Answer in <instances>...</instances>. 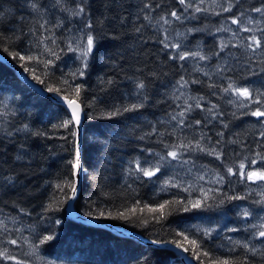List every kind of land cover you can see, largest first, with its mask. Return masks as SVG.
I'll use <instances>...</instances> for the list:
<instances>
[{
    "label": "trees",
    "instance_id": "16d2710c",
    "mask_svg": "<svg viewBox=\"0 0 264 264\" xmlns=\"http://www.w3.org/2000/svg\"><path fill=\"white\" fill-rule=\"evenodd\" d=\"M81 4L83 23L92 25L86 28L95 45L86 67L77 61L79 66L67 67L71 56L68 12ZM193 4L189 0L183 5L179 0H0V53L44 90L59 89V96L75 99L73 89L83 86L77 99L84 112L83 181L74 205L77 213L158 243L180 242L197 264L218 260L264 264V249L257 253L242 246L224 250L219 239L193 228L202 218L232 217L240 205L256 202L238 170L241 163L253 168V159L264 167V160L256 155H264L260 135L264 122L250 114L260 105L247 99L236 102L224 89L229 83L247 85L254 98L264 100V40L262 48L253 52L246 39L253 34L264 36L258 30L264 28V18L248 26L253 32L243 31L240 39L244 41L223 42L218 29L233 18L244 20L254 13L253 8L264 6V0H218L214 9L200 12H194ZM229 4L231 10L223 11ZM173 11L192 17L178 26L189 45H202L198 50L206 60L173 58L177 51L161 43L163 31L154 24L161 17L170 18ZM221 43L226 45L223 50ZM16 53L33 59L20 60ZM230 54L234 64L220 71L221 62ZM73 73H77L75 78ZM184 81L191 99L186 105L193 108L181 129L166 119L184 103L177 95L171 96L169 88L180 87ZM141 82L143 89L138 88ZM197 101L201 108L195 107ZM133 104L143 106L125 111ZM70 118L65 106L40 95L17 71L0 62V251L16 258L0 259V264H48L49 260L60 264H185L170 249L68 216L67 197L72 192L69 188L61 192L57 185L76 184L77 135L73 133L77 129L74 123L61 126ZM196 120L201 123L197 125ZM197 142L200 148L220 152V158L201 151ZM180 145L191 148L194 161L224 178L223 187L200 208L192 207L190 195L183 191L158 190L156 175H134L136 161L152 166L159 161L156 154L166 156ZM228 168L236 174H229ZM166 202L162 213L148 210ZM185 206L188 211L183 210ZM121 214L126 218H120ZM179 233L198 241L199 258ZM48 236L52 239L45 240ZM13 239L17 244L8 243Z\"/></svg>",
    "mask_w": 264,
    "mask_h": 264
},
{
    "label": "rangeland",
    "instance_id": "374dc122",
    "mask_svg": "<svg viewBox=\"0 0 264 264\" xmlns=\"http://www.w3.org/2000/svg\"><path fill=\"white\" fill-rule=\"evenodd\" d=\"M80 1V0H78ZM189 2H194L193 7H200L202 11H208L214 9V6L217 5L218 0H189ZM264 7V6H262ZM194 9V12H196ZM77 11V9L71 10L68 12L71 20L68 22L71 30L67 34V43L69 46V51L71 52V56H68V61L65 63L67 67H71L80 65L85 67L87 65L91 53L87 57H82L81 52L86 44V38L89 34L87 31V23H83V13L80 15H73V13ZM76 16H78L77 19ZM180 20H176L173 17L167 18L169 20L168 24H164L163 20L159 24H154L155 28L160 31H163L168 36L169 43H179L181 45L180 49H173L175 51H188V52H196L198 49H202L201 44H197L194 46L189 45L188 37L185 35L184 31L178 26L180 23H186L187 21L193 20L191 16H181ZM260 13L254 12L251 15H247L244 20H240L243 26H249V19H252L256 22L258 19L262 20ZM234 19V18H233ZM232 19L229 21H225L221 25V29H229L228 31L220 30L223 32L220 39L223 42L229 43L230 41H244L240 39L243 34V31H240L238 25L231 23ZM235 33V35H233ZM244 35V34H243ZM246 44V42H243ZM204 55L203 53H201ZM191 60H196L200 63V59L198 57H189ZM188 59V58H187ZM232 59V60H231ZM235 57L233 54H230L227 58H224L220 65L221 69H226L231 66L235 62ZM77 61V62H76ZM180 84V87L174 88L170 87L169 90L172 94H175L179 97V99H183L184 103H181L180 111L175 113L173 116H177L176 120H173L172 117L166 121L176 128H185L184 123L181 125L179 123L180 117L178 113L183 111L186 108V104L190 102V98L186 96V86ZM235 87H246L247 85H234ZM232 99L236 102L243 101L244 97H239L237 94L229 90V93ZM189 101V102H188ZM188 113V112H187ZM186 113V114H187ZM262 122H264V118H260ZM185 121V118H184ZM191 148H187V145L184 147L174 148L171 151H177L179 154V158L174 160L170 156L156 154L159 158V161L154 165H143L142 162L139 161L140 166L142 168L154 169L157 165L160 167V171L155 175L158 177V182L156 183V188L162 192H169L170 190H179L190 195L192 202L200 201V207L204 204L205 201L209 200L214 192H219V190L223 187H220L224 183V178L222 181L217 182L221 175H218L211 171L208 166L201 164L197 161H194L190 157ZM215 156V155H213ZM163 157V159H162ZM249 165L245 168V172L251 170H264V167L258 163ZM136 163L134 164V175L142 174L141 172L135 171ZM206 172V173H205ZM130 173V171H129ZM200 174V175H199ZM213 175V176H212ZM203 177V179H201ZM246 179V178H245ZM247 184L250 186V192L255 193V204H242L236 209V213L234 216H229L227 214H217V218L214 219L212 217L202 218L201 221L195 223L193 228L198 229L205 232H211V236H206L208 238L219 239L220 248L224 250H233L239 246L247 244L249 249H255V253L264 249V238L259 237V231L264 230V181H248L246 179ZM202 192L207 193L208 198L203 199ZM197 207V208H200ZM256 210V211H255ZM247 212L248 215L245 216L244 213ZM204 227V228H203ZM234 229V231H233ZM248 250V249H247ZM250 251V250H248ZM252 252V251H250ZM253 253V252H252ZM42 263V262H41ZM48 264H60L57 262H51L49 260Z\"/></svg>",
    "mask_w": 264,
    "mask_h": 264
},
{
    "label": "snow or ice",
    "instance_id": "6c2138e0",
    "mask_svg": "<svg viewBox=\"0 0 264 264\" xmlns=\"http://www.w3.org/2000/svg\"><path fill=\"white\" fill-rule=\"evenodd\" d=\"M59 2V0H58ZM179 3L180 4H185L186 3V0H179ZM223 11H230L231 10V4H229V7L227 8H223L222 9ZM85 11L84 9V6L83 4H81L79 7H78V10L75 11L73 13V15H80L82 14L83 12ZM196 12H200L202 11V9L200 7H196L195 9ZM252 11L256 12V13H260L262 17H264V7H260V8H253ZM170 16L175 18L176 20H180L181 17L175 12H171L170 13ZM145 19H148V17H145ZM161 20H163V23L164 24H168L169 23V20L165 17H161ZM232 24H235V25H238V28L240 31H244V32H253V28L251 27H247V26H243L241 24V21L239 18H234L232 19L231 21ZM254 21L252 19H249V24H253ZM87 27L91 28L92 25L89 23L87 25ZM220 30H223V31H228L229 29H218V31ZM259 31L261 32H264V28L262 29H258ZM233 35H235V33H233ZM249 40V43L247 44V48L248 49H251L253 52L257 51L258 49H261L262 48V40H264V36H257L255 34L251 35L250 37L246 38ZM161 43L164 44V47L165 48H171V49H180L181 45L179 43H169L168 42V36L167 34L165 33V36H164V39L161 41ZM94 45H95V38L93 35H88L87 38H86V44L81 52V55L82 57H87L94 49ZM236 46V45H234ZM226 47L225 44L221 43V50H223V48ZM20 60H32L33 57L32 56H28V57H24V56H19L18 53L15 54ZM189 57H198L200 60H206L207 57L202 55L199 51H196V52H188V51H178L177 52V56L176 57H173V58H178L179 60H185ZM52 61H47V64H51ZM87 65L85 64V67ZM25 71H28V68L25 67ZM222 71V69H221ZM78 74L80 76H83L84 75V71L83 70H78ZM73 78L76 77L77 73H73ZM207 75V74H206ZM36 79H39L38 77H36ZM195 83V81H193ZM65 84H67V81H64ZM187 81H184L182 86L184 84H186ZM69 87H71L69 85ZM145 87L144 83L141 82L138 84V88L139 89H143ZM83 86L82 85H77L73 91L75 93V99H68L67 96L64 97L65 100L68 101V106L71 108L72 110V115H71V118L68 120V121H65L63 123V125H61L62 127H65L67 128L69 126V124H73L74 125H79L81 123V113H82V109H81V105L79 103H77V99H79V96H80V93H81V90H82ZM229 90H231L232 92H234L235 94H237L239 97H244L245 99L249 100L251 103H255L257 105H260V107H257L255 110L251 111V115L256 117L258 120L260 118H264V100L258 98V97H253V93L250 92V90L246 87H235L232 83H229L228 87L224 89L225 92H228ZM48 92H56L59 94L60 90L59 89H55V88H51L49 87L48 88ZM143 105L142 104H133L131 105V108H126L125 111H129V110H133V109H136V108H139V107H142ZM242 106H246V105H242ZM195 107L196 108H201V104L199 103V101H197V103L195 104ZM213 107H215V105H213ZM193 108V105H187V107L181 111L180 113H178V116L180 117L179 119V123L182 125L184 123V118L186 117V113L191 111V109ZM211 111V110H210ZM117 113H110L109 115H115ZM173 120H176L177 119V116H173L172 117ZM195 123L197 125H199L201 123V121L199 120H196ZM73 135H77V133H73ZM262 137H264V132H261L260 134ZM179 147H184V145H180ZM197 147L200 148V145H199V142H197ZM201 151H208V153L210 155H215L218 159L220 158L221 156V153L220 152H217L214 148L213 149H205V148H200ZM77 159L75 161V163L73 164V167L77 170L80 169V162H79V151H77ZM261 160H264V155L260 154V153H257L256 154ZM167 156H170L172 157V159L176 160L179 158V154L177 151H169L167 152ZM163 159V157H162ZM136 169L135 171H138V172H141L143 174V176H146V177H152L154 176L157 172L160 171V167L157 165L154 169H149V168H142L140 166V163L139 161H136ZM257 163V160L253 159L251 161V164H256ZM245 164L244 163H241L239 165V175L243 178H246L248 181H264V170H251V171H247L245 172ZM228 173L229 174H233L235 175L236 173L233 171L232 168H228L227 169ZM201 179H203V177H201ZM223 180V177H220V179L217 181V182H220ZM57 188L60 189L61 192L64 191L65 188H69L71 190V192L73 194H75L76 192V186L74 183H69V184H66L64 186H61V185H57ZM202 197L203 199H207L208 196H207V193L205 192H202ZM74 198L73 197H67V199H72ZM230 199H242V197H231ZM167 203L166 204H161L159 205L158 208H149L148 210L150 212H163V210L165 209V207L167 206ZM200 201H196L192 204V207H200ZM145 207H147V205H145ZM184 211H188V207H184L183 209ZM101 215H103V213H101ZM245 216L248 215L247 212L244 213ZM120 218H126L124 217L123 214H121V217ZM144 223H147V221H144ZM264 227V226H262ZM234 231V229H233ZM206 236H211V232H205L204 233ZM178 235H181L183 236V240L184 241H187L193 248V255L196 256L197 258H199V255H200V252H199V243L197 240L195 239H192V240H189V237L184 235L183 233H179ZM259 237H262L264 238V230H261L259 231ZM45 240H50L52 239L51 236H48V237H45L44 238ZM43 242V241H42ZM8 243L10 244H17V241L16 240H9ZM172 243L175 244L176 248L178 249H183V251L187 252L189 251V249L187 247H184V245L180 242H177V241H172ZM243 247L245 249H248L250 251H252L253 253H255V249H249V246L247 244H244ZM204 256H207L208 253L207 252H204L203 253ZM0 259H3V260H15L16 258L12 255H10L6 250L5 251H0ZM16 264H21L20 261H17ZM213 264H246V261L244 262H235V261H229V260H218V261H214Z\"/></svg>",
    "mask_w": 264,
    "mask_h": 264
},
{
    "label": "water",
    "instance_id": "95a60500",
    "mask_svg": "<svg viewBox=\"0 0 264 264\" xmlns=\"http://www.w3.org/2000/svg\"><path fill=\"white\" fill-rule=\"evenodd\" d=\"M0 62L5 63L8 67H10V68L14 69L15 71H17L18 76L29 87H31L34 90H37L38 93H40V95H42L43 97H46V98H50L54 102L65 106L66 109L69 111L70 115H72V110L68 106V101L64 99V96H59L58 93L48 92L47 90H44L39 84H37L36 82L32 81L28 77V75L25 74L20 69V67L18 65L14 64L13 62H11L7 57L2 55L1 53H0ZM68 99H71V98H68ZM77 103H79V102L77 101ZM81 109H82L81 123L79 125H75L76 129H77L76 153H77V151H79L80 169L79 170L75 169L76 192H75V194L71 193L70 197L74 196V198L69 199V201H68V206H67L68 216L71 219L75 220V221L82 222V223H84L86 225H91V226H95V227H99V228H102V229L109 230V231H111V232H113L115 234L132 238V239L137 240V241H139L141 243H144L146 245H151V246H154V247H157V248L170 249V250L174 251L176 253V255L179 256L184 261L185 264H197L195 262V260L192 257H190V255L187 252L183 251V249L176 248L175 244H172V243H158V242H155V241H151L150 239L145 238L143 235H141L138 232L126 230L125 228L117 227L115 225H112V224H110L108 222H105V221H101L99 219L86 217V216H83V215H81V214H79V213H77L75 211L74 205H75V202H76L77 197L79 195L80 187H81L82 181H83V166L81 164V156H82V124H83V121H84V112H83V107L82 106H81Z\"/></svg>",
    "mask_w": 264,
    "mask_h": 264
},
{
    "label": "bare ground",
    "instance_id": "6f19581e",
    "mask_svg": "<svg viewBox=\"0 0 264 264\" xmlns=\"http://www.w3.org/2000/svg\"><path fill=\"white\" fill-rule=\"evenodd\" d=\"M206 173V172H205ZM200 175V174H199ZM213 176V175H212ZM222 187V186H221ZM256 211V210H255Z\"/></svg>",
    "mask_w": 264,
    "mask_h": 264
}]
</instances>
